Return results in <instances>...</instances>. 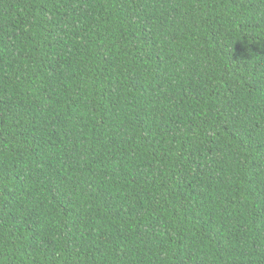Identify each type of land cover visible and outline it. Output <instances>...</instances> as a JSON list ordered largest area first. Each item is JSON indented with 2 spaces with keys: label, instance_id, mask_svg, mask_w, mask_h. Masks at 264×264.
<instances>
[{
  "label": "trees",
  "instance_id": "1",
  "mask_svg": "<svg viewBox=\"0 0 264 264\" xmlns=\"http://www.w3.org/2000/svg\"><path fill=\"white\" fill-rule=\"evenodd\" d=\"M0 264H264V0H0Z\"/></svg>",
  "mask_w": 264,
  "mask_h": 264
}]
</instances>
